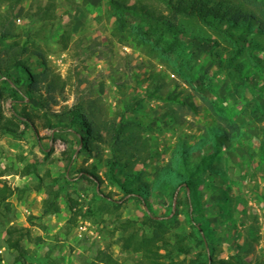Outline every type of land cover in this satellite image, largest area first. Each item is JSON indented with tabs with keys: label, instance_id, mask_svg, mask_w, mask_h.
<instances>
[{
	"label": "trees",
	"instance_id": "1",
	"mask_svg": "<svg viewBox=\"0 0 264 264\" xmlns=\"http://www.w3.org/2000/svg\"><path fill=\"white\" fill-rule=\"evenodd\" d=\"M20 1L0 0V7L8 2L0 12V25L4 24L6 31L0 34V41L12 36L14 22L11 12ZM84 2L91 7L100 4L107 18L113 19L111 34L119 37L121 42H124L126 37L134 36L137 46L151 56L165 59L175 55L172 58L177 59L175 63H178V72L188 67V61L192 58L191 52L195 48L190 53L189 49L193 46L206 43L210 55L215 61L220 62L224 60V51H227L226 64L230 68L232 96L234 100L245 96V87L254 71H251L250 64L243 63L245 61L242 58L243 54H251L261 46L264 37V17L247 9L242 0H158L161 2L160 7L158 4L147 5L140 0L133 2L105 0L104 4L102 0ZM58 6H60L59 0H48L43 9L39 7L38 12H42L43 19L58 18L59 20L60 16L56 12ZM131 18L138 19L139 23L132 24ZM54 22L56 21L51 23ZM58 31L62 33L60 39L63 48L66 49L71 35L65 26L60 25ZM31 43L34 44V49ZM5 46V49L0 50V62L4 63L3 66L0 64V134H10L20 138L24 137L27 129L38 132L35 124V119L38 117L37 110L46 108L44 110L46 112L43 113L44 125L55 130V137L62 136L69 142V146L63 151L67 165L61 174L58 173L48 180L51 175L49 168L44 175H40L36 169L24 172L25 175L32 173L38 178L34 190H45L40 218L59 214L62 210L60 205L62 199L71 213L66 221L67 232L76 226L79 217L105 223L107 215L109 218L115 215L114 219H110L113 224L111 230L114 234L117 231H121L122 234L127 231L121 237L122 247L124 250L137 253L139 257L137 264H207L208 262L250 264L246 261V255L251 253L254 245L245 238L240 249L233 251L228 258H220L217 255L220 251L218 223L228 231L236 226L234 216L236 199L230 193L228 171L222 155L241 134L237 123L227 122V115L220 103H212L215 110L212 112L221 120L206 121L200 135L196 133L181 135L166 165L155 164L152 169H148L150 179H147L140 170L136 169L139 163L147 166L148 161V137L144 135L146 130L140 113L141 109L145 108L142 98L123 107L120 121L99 122L95 117L94 106L87 105L81 100L64 110V116L68 121L59 119L57 122H52L48 110L51 109V105L58 104L56 97L65 92L68 80L52 71L47 55L34 39L25 38L21 42L14 38L10 46L9 44ZM3 56L7 58L3 60ZM35 58L38 60L36 61ZM32 61L34 66L31 65ZM14 71H19L20 75L17 78L13 77ZM148 76L156 82L159 81L155 93L164 89L166 81L161 73L155 74L152 70ZM252 92L258 93V89L254 87ZM25 96L29 97V101L25 100ZM8 100L12 101L10 116L4 114L2 107V103ZM244 110L250 111V114L259 121H264V111L254 101L248 100ZM172 122L178 126L182 124L178 118ZM22 124L24 128H21ZM102 129L107 131L106 140L112 152L106 159L104 175L99 173L97 163L102 156V147L99 145L104 140ZM65 131L74 135V138L69 139L64 136ZM75 144L81 145V148L74 157L77 149L74 148ZM202 149H206V152L198 156V152ZM85 151L89 154L95 152L96 160L90 165L75 168L73 165L77 158ZM261 156L264 158V153ZM68 170L70 175L67 174ZM72 172H77L79 176L74 179L71 176ZM117 172L122 176L119 177ZM80 180H86L93 187L90 196L92 203L89 205H86L85 193L78 189H70ZM217 180L223 181L226 187H221L217 197L208 203V206L212 207L213 214L218 217L215 221L206 214L209 209L203 200L206 193L202 192L200 187L203 185L208 189L215 188ZM108 183L119 186L124 193L123 196L115 199L96 188L98 184L101 187ZM179 187L181 188L177 205L180 209L171 218H167L165 216L173 212V197ZM23 192L24 189L14 188L5 183L0 186V202H4L6 209L11 211L9 198L14 194L21 198ZM181 193H184L183 196ZM127 194H130L128 199H134L139 205H147L149 208L145 210L140 221L131 218L121 219L120 210L124 207ZM161 196L169 199L167 215L154 212L153 204L151 205L150 202V198ZM179 211L185 214L189 231H185L184 228L178 230L177 226L173 225L179 222ZM242 211L246 212L245 206ZM37 217L32 215L30 220L33 221ZM249 231V234L256 239L255 229L251 228ZM6 232V247L19 252L12 264L22 263L25 259L22 242L33 238L31 229L13 224L7 227ZM240 236L242 235L237 232L235 238ZM180 255L189 256L188 263L176 258ZM46 258L44 264H58V261L50 255ZM82 264H120V262L110 252L99 247L96 254ZM253 264H264V256H257Z\"/></svg>",
	"mask_w": 264,
	"mask_h": 264
},
{
	"label": "rangeland",
	"instance_id": "2",
	"mask_svg": "<svg viewBox=\"0 0 264 264\" xmlns=\"http://www.w3.org/2000/svg\"><path fill=\"white\" fill-rule=\"evenodd\" d=\"M47 1L21 0L16 5L11 12L14 22L12 36L0 41V50L6 48L5 44L10 46L14 38L21 42L25 38L34 39L47 55L52 71L68 80L65 92L56 97L58 104L51 105V109L48 110L51 121L57 122L59 119L68 121L64 116V110L81 100L87 105L94 106L95 117L99 122L120 121L123 107L142 98L145 108L138 112L141 113V121L145 126L144 135L148 137V161L147 166L139 163L136 169L150 179L148 169H152L155 164L166 165L181 135L189 133L200 135L206 121L221 120L212 112L215 111L212 103H220L227 115V122L237 123L241 134L222 155L228 171L230 193L236 199L237 206L234 209L236 218L234 228L228 231L221 224L217 225L220 238L218 244L220 251L217 255L220 258H228L233 251L240 249L245 238L254 245L251 253L246 255V261L253 264L257 256H264V158L261 156L264 153V121H259L250 114V111L244 110L249 100L254 101L264 111V37L256 51L243 54L242 59L245 61L243 63L250 64L249 67L254 73L245 87V96L234 100L229 77L230 68L226 64L227 51H224V60L220 62L215 61L210 55L206 43L193 46L189 49L190 53L195 48L191 52L192 58L188 61V67L178 72V63H175L177 59L172 58L175 55L165 59L151 56L137 46L134 36L126 37L124 42L113 36L111 34L113 19L107 18L100 4L91 7L90 4L85 5L84 1L87 0H59L61 7L58 6L56 12L60 19L46 20L38 9L39 7L43 9ZM104 1L102 0V4ZM133 1L135 0H131ZM140 1L147 5L161 6L158 0ZM242 1L247 9L264 17V0ZM7 3L0 7V12ZM53 21L56 22L52 24ZM130 21L134 25L139 23L135 18H131ZM60 25L65 26L71 35L66 49L63 48L60 39L62 34L58 31ZM3 32L6 33L4 24L0 25V34ZM31 45L34 49V44ZM6 58L3 56L2 59ZM33 61L32 66L35 65ZM0 64L4 65L3 62ZM152 70L155 74L161 73L165 77L166 85L160 92H154L159 81L156 82L148 76ZM19 75V71L13 72L14 78ZM254 87L258 89L256 94L252 92ZM25 100L29 101V97L25 96ZM11 105L10 100L2 103L6 116L12 114ZM44 110L46 108L37 110L35 124L38 132L27 129L24 137L20 138L0 134V186L7 183L11 187L24 189L21 198L17 194L9 198L11 211L6 209L4 202H0V264H12L19 255L16 250H9L5 242L7 227L13 224L29 227L33 237L22 242L25 259L22 263L15 264H44L48 255L55 258L58 264H82L86 259H91L99 247L110 252L120 264H137L139 258L137 253L124 250L122 247L121 237L127 231L123 234L117 231L114 234L111 230L113 224L110 219H114L115 215L110 218L107 215L105 223L79 217L76 226L67 232L66 221L71 213L62 199L60 202L62 210L59 214L39 217L45 190H34L38 178L32 173L25 175L24 172L36 169L40 175H44L49 168L51 175L48 180L58 173L61 174L67 165L63 151L69 146V142L62 136L55 137L54 129L44 125L43 113L46 112ZM176 117L182 121L179 126L172 122L177 119ZM24 127L22 124L21 128ZM102 133L104 140L99 144L102 147V156L97 163L99 173L104 175L106 159L112 152L106 140L108 139L106 129H102ZM64 136L74 138V135L66 131ZM223 147L224 145L221 149ZM74 148H77L75 157L81 145L75 144ZM204 152L206 149L198 152V156ZM94 153L83 152L72 165L77 169L90 165L96 160ZM117 173L119 177L122 176L121 173ZM67 174L70 175L69 170ZM71 176L76 179L79 174L72 172ZM105 185L100 187L98 184L96 188L115 199L123 196V191L116 184ZM221 187H226L221 180H217L215 188L208 189L203 185L200 187L202 192L206 193L203 197L209 208L206 214L215 221L218 217L213 214L208 203L217 197ZM180 188L174 193L173 212L165 216L167 218H171L180 209L177 205ZM70 189H78L85 193L86 205L92 203L90 196L93 187L86 180L78 181ZM181 194L183 196L184 193ZM129 197L130 194H127L124 207L120 210L121 219L131 218L140 221L145 210L149 208L147 205H139L134 199H128ZM150 202L153 204L154 212L167 215L168 198L152 197ZM244 206L246 212L242 211ZM32 215L38 217L31 221ZM178 217L179 222L173 225H176L178 230L184 228L185 231H189L185 214L180 212ZM251 228L256 231V239L249 234ZM237 232L242 235L240 238H235ZM176 258L183 259L186 263L189 260L187 255Z\"/></svg>",
	"mask_w": 264,
	"mask_h": 264
},
{
	"label": "water",
	"instance_id": "3",
	"mask_svg": "<svg viewBox=\"0 0 264 264\" xmlns=\"http://www.w3.org/2000/svg\"><path fill=\"white\" fill-rule=\"evenodd\" d=\"M176 196H177V193L175 194L174 203L176 202Z\"/></svg>",
	"mask_w": 264,
	"mask_h": 264
}]
</instances>
